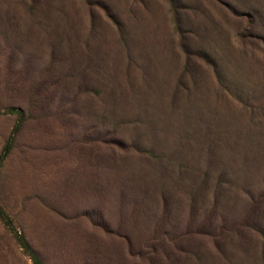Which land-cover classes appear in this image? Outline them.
<instances>
[{
    "label": "rangeland",
    "instance_id": "1",
    "mask_svg": "<svg viewBox=\"0 0 264 264\" xmlns=\"http://www.w3.org/2000/svg\"><path fill=\"white\" fill-rule=\"evenodd\" d=\"M10 108L0 264H264V0H0Z\"/></svg>",
    "mask_w": 264,
    "mask_h": 264
},
{
    "label": "trees",
    "instance_id": "2",
    "mask_svg": "<svg viewBox=\"0 0 264 264\" xmlns=\"http://www.w3.org/2000/svg\"><path fill=\"white\" fill-rule=\"evenodd\" d=\"M9 113H16L19 119V122L21 123L23 120V115L19 110H16L14 108H10L8 110H6L5 112H0V115L2 114H9ZM14 142V135L13 137H11L8 142L7 145L4 148L3 154L0 157V167L2 166L3 162L5 161V159L7 158L9 152L12 150V145ZM0 218L5 220L6 224H12L9 220V218L7 217V215L5 214V212L3 211L1 205H0ZM19 242L21 244V247L24 248L27 251L31 252V249L28 245V243L23 239V237H19ZM35 261V264H42L41 261L38 259V257L33 254V252H31Z\"/></svg>",
    "mask_w": 264,
    "mask_h": 264
}]
</instances>
